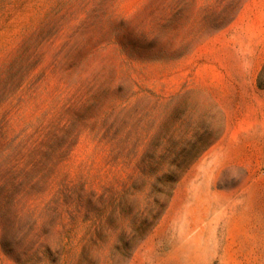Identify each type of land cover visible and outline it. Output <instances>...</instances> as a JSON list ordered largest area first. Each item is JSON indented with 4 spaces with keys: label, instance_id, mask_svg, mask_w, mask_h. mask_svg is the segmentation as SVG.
I'll list each match as a JSON object with an SVG mask.
<instances>
[{
    "label": "rangeland",
    "instance_id": "1",
    "mask_svg": "<svg viewBox=\"0 0 264 264\" xmlns=\"http://www.w3.org/2000/svg\"><path fill=\"white\" fill-rule=\"evenodd\" d=\"M0 264H264V0H0Z\"/></svg>",
    "mask_w": 264,
    "mask_h": 264
}]
</instances>
